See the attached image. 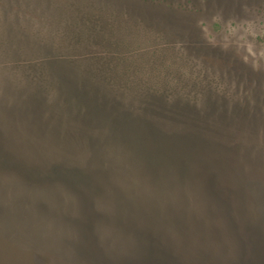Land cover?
<instances>
[{
	"label": "trees",
	"instance_id": "1",
	"mask_svg": "<svg viewBox=\"0 0 264 264\" xmlns=\"http://www.w3.org/2000/svg\"><path fill=\"white\" fill-rule=\"evenodd\" d=\"M115 1L0 0V98L4 103L8 97H15L13 95L31 94L39 99V102L24 100L26 105L21 107L11 103L12 106H5L7 110L0 102V163L7 170L21 171L29 182H50L55 193L47 197L57 198L54 202L59 206L64 203L63 220L67 223L80 221L81 216L75 217L76 212L70 207L94 210L106 201L117 214L111 226L113 230L98 220L94 221L93 228H104L109 236L119 240L125 246L123 256L142 255L159 259L161 264H217L213 250L195 245L191 234L181 241L178 231L185 236L186 226L190 224L186 212L183 211L182 216V212L171 210L175 207L173 203L185 206L202 198V203L208 201L231 220L229 236L236 244L237 256L230 263H218L264 264L263 231L241 216V211H245L242 204L249 200L250 181L263 178L264 160L261 155L253 156L248 148L242 150L244 146L228 145L256 141L260 131L255 126L260 119L253 116L247 120L252 134L244 140L243 134L231 127L229 122L233 120L229 118L225 126L217 129L210 120L202 122L204 118L199 115L186 112L183 115L173 107H209L211 111L219 107L221 118L229 109L234 110L236 117L246 118L249 115L241 113L239 116L240 111L231 105L243 97L239 87L220 78L216 80L218 71L207 69L205 64L199 67L202 73L198 75H209L213 78L209 82L215 83H205L198 78L192 81V74L185 65L176 64V67L172 58H160L161 54L171 53L164 50L133 56L124 55L122 51L116 56L115 50L108 49V54L102 57L85 58L62 54L63 37L59 35L64 34L70 45L73 42L85 46L100 38L101 31L108 26L106 23L123 21L122 15L134 18L135 14L128 11H134L133 6ZM89 7L110 16L96 14ZM102 40L106 44V38ZM130 42H121V46L131 51L141 45ZM70 71L77 73L76 78ZM19 85L25 88L15 90ZM47 100L53 108L66 110L68 107L67 116L59 111H43ZM136 105L154 108V113L134 114L135 111L126 110ZM76 116L89 117L88 126L79 137L71 138L64 135L61 118L70 122V118ZM8 118H19L17 123L21 127L7 132H13L10 135L1 127V121L7 122ZM22 121L32 128L25 129ZM101 137L107 138L104 143L111 144L110 149L119 152L121 170L127 175L125 179L119 181L107 164L98 161L93 168L77 161L70 165L68 160H79L74 156L76 153L46 159L49 144H102ZM42 144H45V152L39 157ZM3 168L0 175L7 173ZM35 169L40 173L36 179ZM60 186L64 193L76 198L70 201L63 194L60 200ZM165 202L169 210L161 211L159 207ZM148 204L153 209L150 210ZM94 212L96 218H103L100 212ZM92 224L88 221L85 225L91 227ZM85 234L90 232H84V237ZM0 264L23 262L14 263L2 256Z\"/></svg>",
	"mask_w": 264,
	"mask_h": 264
},
{
	"label": "rangeland",
	"instance_id": "2",
	"mask_svg": "<svg viewBox=\"0 0 264 264\" xmlns=\"http://www.w3.org/2000/svg\"><path fill=\"white\" fill-rule=\"evenodd\" d=\"M120 2L135 8L134 11L128 10L135 14L134 18L123 15L121 17L120 15L123 21L106 23L105 25L108 26L101 31L100 38L85 46H79L73 42L70 45V41L68 43V38H65L64 34L63 36L59 35V37H63L60 42L62 54L67 57L85 58L88 56L102 57L108 54V49L115 50L116 56H120L122 51L124 55L133 56L142 52H147L150 55L152 51L164 50L171 53L161 54L160 58L163 60L172 58V61H175L172 62L175 66L176 64L185 65L186 70L192 74L190 75L192 81H196L198 78L205 83H215L209 82L213 80L209 75L207 77L198 75L202 73L198 70L199 67L205 64L207 69L218 71L216 80L220 78L239 87L243 97L231 105H235L233 108L240 111L239 116L241 113L249 116L238 118L233 114L234 110L229 109L223 113L224 117L221 118L218 116L220 114L218 112H221L219 107L216 110L212 109L213 111L209 110V107L200 109L188 108L183 105H174L173 107L182 113L199 115L204 118L202 122L208 119L215 124L213 126L217 129L225 126L223 124L226 118H229V121H234L229 122L231 127L241 132L244 140H248L252 134L251 124L247 120L255 116L260 119L259 122H256L258 125L255 126L260 134L256 135L254 144L228 145L244 146L245 148L242 150L248 148L252 151L253 156L261 155L264 160V0H117L116 3ZM89 8L96 14L110 16L95 7ZM102 38H106V44L103 43ZM126 40H131L130 43L133 40L141 45L131 51L125 50V47L121 46V42ZM184 56L186 59L182 58ZM151 59L153 60L152 56ZM73 71H70V75L76 78L77 73ZM74 77L72 78L75 79ZM23 88L25 87L19 85L15 90ZM27 95L10 96L6 103L0 98V102L5 104L4 110H7L5 106H12L11 103L15 107H21L25 104L24 100L39 102V99L34 95ZM58 101L62 102L63 100L58 99ZM49 103L47 100L42 110L59 111L66 116L69 113L68 107L66 110L64 108L61 110L53 108L52 103ZM102 103L104 104V102ZM137 106L132 107L131 110L126 108V110L135 111L134 114H139L138 112L142 114L154 113V108L145 109ZM85 109L84 114L88 113L86 106ZM22 110L27 109L22 108L19 111ZM29 110L38 111L41 109ZM76 115H80V113ZM76 117L70 118V122H67V118H61L64 135L75 138L85 131L89 117H85V119L81 116ZM18 119L8 118L7 122L1 121V127L7 135L12 134L13 132H7H11L14 128H21L17 123ZM22 122L25 129L32 128V125ZM99 124L102 125L103 122ZM106 139L103 140L101 137L99 141L103 140L102 144H71L72 146L49 144L47 150L51 154L48 153L47 157L46 155L44 157L46 159L58 158L62 153H65V156L76 153L74 156L79 160H68L70 165H74L72 161H77L82 166L93 168L97 161L105 163L109 169L113 170L112 174L121 181L127 175L121 170L119 152L110 149L111 144L104 143L107 141ZM41 152H45V144L40 146L39 157ZM84 156H87V159H83ZM58 164L60 169L61 164ZM52 165L54 166V164ZM54 167L57 168L58 165ZM0 168H3L2 163H0ZM3 169L7 173L0 175L1 258L7 256L10 261L23 262V264H161V261L158 262L159 259L143 258L142 255L123 256L122 252H124L125 246L119 240L109 236L104 228L101 230H97L95 226L93 228L94 221L98 220L104 221L103 224L109 225L108 227L113 230L111 226H114V215L117 214L116 211H112L113 208L107 206L106 201L94 209L100 212L103 218H96L92 207L89 210L82 207L80 210L78 207L72 206L70 208L76 212L75 217L81 215L80 221L67 223L65 219L63 220V211L66 208L64 203L61 202L63 206H59L54 202L58 200L57 198L47 197V194L55 193L51 190L50 182L32 183L27 181L21 171ZM34 172H37V175H33L36 179L40 173L38 169H35ZM261 175L263 178H255L256 180L250 181L247 190L250 205L264 209V171H261ZM69 178L71 179V177H67V179ZM60 188L62 189L60 200L63 194L69 199L76 198L75 195H70L68 192L64 193L62 186ZM57 190L59 192V188ZM92 211L94 212L93 218L90 216ZM82 220L85 224L88 221L93 224L91 227L86 226ZM77 230H79L78 233ZM84 232H90L91 235L85 234L84 237ZM84 238L87 239L89 245H85L87 242L84 241Z\"/></svg>",
	"mask_w": 264,
	"mask_h": 264
},
{
	"label": "water",
	"instance_id": "3",
	"mask_svg": "<svg viewBox=\"0 0 264 264\" xmlns=\"http://www.w3.org/2000/svg\"><path fill=\"white\" fill-rule=\"evenodd\" d=\"M202 201L203 199L201 198L199 202L185 206L172 204L175 207L171 210L178 211L177 213L186 212V220L190 224V226H186L185 236L181 235L179 231L178 236L182 241L183 239H187L188 235L191 234L195 245H202L213 250L217 264L230 263L235 260L238 251L233 238L229 236L228 225L231 220L224 212H218L219 210H216L215 206L208 201V203L206 201L202 203ZM161 205L159 207L161 211L169 210L166 202ZM242 206L245 208V211H241V216L253 225L259 226L264 235V209L251 206L249 200L243 203ZM187 207L191 208L187 209ZM149 209L153 208L149 207ZM157 216L159 217V214Z\"/></svg>",
	"mask_w": 264,
	"mask_h": 264
}]
</instances>
